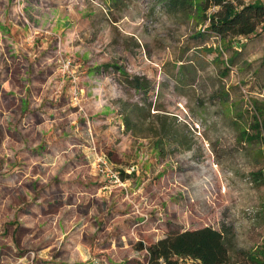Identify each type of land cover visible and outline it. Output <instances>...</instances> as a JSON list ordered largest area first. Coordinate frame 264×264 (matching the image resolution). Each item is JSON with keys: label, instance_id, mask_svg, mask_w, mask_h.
Wrapping results in <instances>:
<instances>
[{"label": "rangeland", "instance_id": "obj_1", "mask_svg": "<svg viewBox=\"0 0 264 264\" xmlns=\"http://www.w3.org/2000/svg\"><path fill=\"white\" fill-rule=\"evenodd\" d=\"M202 27L152 0H0V264H81L87 247L146 264L138 242L204 226L264 243V141L236 139L264 104V35L219 56ZM74 77L97 99L53 96Z\"/></svg>", "mask_w": 264, "mask_h": 264}, {"label": "trees", "instance_id": "obj_2", "mask_svg": "<svg viewBox=\"0 0 264 264\" xmlns=\"http://www.w3.org/2000/svg\"><path fill=\"white\" fill-rule=\"evenodd\" d=\"M152 1L160 6L163 14L174 18L176 22L191 20L195 26L203 24L202 28L194 32L195 36L210 34L216 37L220 43L219 56L223 54L224 49L230 47L234 39L241 43L264 35V0ZM111 2L116 6H125V0ZM228 60L232 61L231 58ZM224 69L228 72V66ZM133 80L130 83L139 87L140 79ZM225 97L228 98L229 95ZM250 108L252 111L249 119L245 120L239 115L243 121L236 136L239 143L264 141V104L256 101ZM134 110L143 112L144 109L136 107ZM147 115L149 116V113ZM124 121L126 129H131L130 113L126 114ZM187 148H190V144ZM120 176L122 177L121 173ZM252 176L260 181L264 179V171L254 172ZM136 250L145 251L146 264H264V243L252 249L237 250L230 228L225 225L220 228L204 226L168 232L149 243L138 242Z\"/></svg>", "mask_w": 264, "mask_h": 264}, {"label": "crops", "instance_id": "obj_3", "mask_svg": "<svg viewBox=\"0 0 264 264\" xmlns=\"http://www.w3.org/2000/svg\"><path fill=\"white\" fill-rule=\"evenodd\" d=\"M62 63V62H61ZM60 62H59V59H57V61H56V65L58 66V71H61V70H63V68H62V64H61ZM60 75V74H59ZM78 80V81H77ZM72 86H68V88H67V86H65L64 84H65V81H58V83H57V85H56V89H55V91H54V94H53V96L55 97V98H57V97H61L62 95H60V93L61 92H63L64 94H66V93H68L69 94V91H70V93L72 94V91H77L78 93V96L77 97H79V99L78 100H82L83 98H85L86 100H88L89 98H91V97H94V99L96 100L97 98L95 97V94H93V92L91 93V91H90V88H89V86H90V84H89V81H80V79H78L77 77H74V79H73V81H72ZM91 87V90H93V88H92V86H90ZM74 93V92H73ZM89 93H90V95H89ZM104 111H106L107 110V108L105 107V109H103ZM130 134H132L129 130L128 131H126V136H129V137H132V140H134V142H140V140H141V138H139V137H133V136H131ZM129 142H130V140H128V144H129ZM92 155H97V153H93ZM88 158H89V156H88ZM111 159V158H110ZM109 159V162H110V164H112V166H116L117 165V163L113 160V159H111L110 160ZM121 171H122V169H120ZM93 176H94V178L95 179H97V180H99L100 181V179H102V177H99L98 176V174L97 173H93ZM104 188V187H103ZM81 230H82V228L84 227V225L83 224H81ZM85 241L86 240H83L81 243L77 240L76 241V244H85ZM88 242V241H87ZM89 243H90V240H89ZM81 257H80V261H82V263L81 264H101L99 261V257H94V256H92L91 255V252H90V248L89 247H87L86 248V250H83V252L81 253V255H80ZM104 262V264L106 263V264H108L107 262H105V261H103ZM35 264H48V263H46L45 261H41V260H38L37 262H35ZM55 264H57V263H55Z\"/></svg>", "mask_w": 264, "mask_h": 264}, {"label": "built area", "instance_id": "obj_4", "mask_svg": "<svg viewBox=\"0 0 264 264\" xmlns=\"http://www.w3.org/2000/svg\"><path fill=\"white\" fill-rule=\"evenodd\" d=\"M243 1H246V2H248V1H253V0H243ZM66 66V65H65ZM76 91H74V94H76L75 93ZM100 164L102 165V166H106V162L104 161V160H100ZM119 176H120V172H113L112 173V178H113V181L114 182H119ZM121 177V176H120ZM121 182V181H120ZM119 182V183H120Z\"/></svg>", "mask_w": 264, "mask_h": 264}]
</instances>
